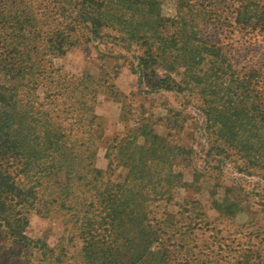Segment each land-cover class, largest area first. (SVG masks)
<instances>
[{"label": "trees", "instance_id": "trees-1", "mask_svg": "<svg viewBox=\"0 0 264 264\" xmlns=\"http://www.w3.org/2000/svg\"><path fill=\"white\" fill-rule=\"evenodd\" d=\"M157 4L0 0V75L6 81L0 83V249L8 241L20 246L11 264L62 261L43 240L26 236L30 213L64 219L69 238L80 243L78 264H208L202 250L197 257L193 232L207 229L204 214L182 230L167 210L176 204L174 188L186 185L182 173L171 169V160L188 156L190 150L173 143L169 131L158 134L153 113L141 107L133 125L105 144L106 166L97 167L104 128L94 107L101 84L88 74L64 71L59 63L66 51L112 25L115 13H107L111 7L146 12L144 8L151 11ZM257 15L263 26L264 16ZM183 27L176 30L179 37ZM123 33L120 41L142 39L132 29ZM140 45L147 46L136 65L141 78L148 79L145 86L154 91L171 88L170 78L154 69L157 60L150 45L145 40ZM108 83L104 87L113 89ZM224 115L219 110L216 121L226 128L228 144L236 146L230 114ZM239 149L247 151L250 145ZM117 168L125 170L119 182L111 180ZM214 207L220 216L234 214L222 203ZM250 242L232 248L237 252L232 264H264V248L257 244L254 249Z\"/></svg>", "mask_w": 264, "mask_h": 264}, {"label": "rangeland", "instance_id": "rangeland-1", "mask_svg": "<svg viewBox=\"0 0 264 264\" xmlns=\"http://www.w3.org/2000/svg\"><path fill=\"white\" fill-rule=\"evenodd\" d=\"M117 7L107 12L115 13L109 28L59 60L64 71L88 74L101 84L94 111L101 118L104 137L95 165L105 168V144L132 126L140 108H146L153 113L158 134L169 131L173 143L190 150L188 156L171 160V169L182 173L186 185L174 188L176 204L167 210L182 230L204 214L209 224L204 231H193L199 245L195 251L206 253L208 264H232L237 244L244 248L251 240L252 248L257 244L264 248V169L259 165L264 164V24L259 25L257 15L264 16V0H158L151 11L144 8L146 12L115 11ZM123 22L126 27H118ZM182 26L179 37L176 30ZM128 29L142 39L120 41ZM141 40L150 45L157 60L154 69L170 78L171 88L154 91L145 86L148 79L143 80L136 67L147 48ZM0 83H6L1 75ZM107 83L114 88L106 89ZM219 110L230 114L236 146L228 144L226 128L216 121ZM246 144L250 149H239ZM124 173L117 168L111 180L121 181ZM215 202L234 214L220 216ZM67 228L61 217L30 213L25 234L43 240L60 255L61 263L53 264H78L80 243L69 238ZM19 247L4 242L0 264H11Z\"/></svg>", "mask_w": 264, "mask_h": 264}]
</instances>
